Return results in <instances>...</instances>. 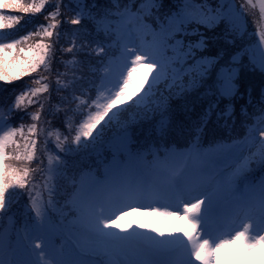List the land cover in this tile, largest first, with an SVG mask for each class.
<instances>
[{
  "label": "snow or ice",
  "instance_id": "1",
  "mask_svg": "<svg viewBox=\"0 0 264 264\" xmlns=\"http://www.w3.org/2000/svg\"><path fill=\"white\" fill-rule=\"evenodd\" d=\"M14 11L0 33L42 22L0 43V84L25 81L0 96V264H264V0ZM202 86L227 101L230 140L205 146L206 117L183 127L176 100Z\"/></svg>",
  "mask_w": 264,
  "mask_h": 264
},
{
  "label": "trees",
  "instance_id": "2",
  "mask_svg": "<svg viewBox=\"0 0 264 264\" xmlns=\"http://www.w3.org/2000/svg\"><path fill=\"white\" fill-rule=\"evenodd\" d=\"M7 5L11 8L12 12L10 15L12 17H5L6 12H0V24L11 22L15 19L16 13L12 9L18 5V0H2L0 3V9H6ZM7 11V9H6ZM42 22L32 18H27L22 27L19 29L10 30L4 33H0V43H10L14 40L20 39L24 35L28 34L30 31H34L38 24ZM67 27V26H65ZM3 31V30H0ZM186 40L198 39V36L186 37ZM248 74L245 75L244 82H247ZM245 85V83H244ZM16 86V87H15ZM16 89L22 90L21 86L16 84L13 87L8 88L7 85L0 84V96L9 95L16 93ZM258 93V92H257ZM227 101L223 98H219L217 95H209L207 86H202L199 89L193 90V92L188 93L182 97L177 98L176 107L178 110L183 111L184 115L182 119L184 120V128H191L193 124H199L202 122L203 118H207L206 125V135L204 137L205 146L209 143H213L216 140H230L227 133V125L231 124V119L224 115L226 111ZM236 107L237 114L239 113L240 107L246 103V95L244 99L233 101ZM213 105H216L213 107ZM131 106H126V108ZM123 111V109H121ZM119 111L118 113L122 112ZM210 113V114H209ZM233 133L239 134L240 125L239 121L237 124L233 125ZM147 131V124L145 123L140 129L137 130L138 136L143 138ZM183 133V129H177L173 135L179 139Z\"/></svg>",
  "mask_w": 264,
  "mask_h": 264
},
{
  "label": "rangeland",
  "instance_id": "3",
  "mask_svg": "<svg viewBox=\"0 0 264 264\" xmlns=\"http://www.w3.org/2000/svg\"><path fill=\"white\" fill-rule=\"evenodd\" d=\"M1 1L2 0H0V2ZM17 7H18V5L16 7H13L12 9L15 10ZM237 8H239V5H237ZM6 9H7V11H5L6 12L5 17H12V15H10L11 12H12L11 8L7 5ZM256 11L257 12L259 11L258 8L256 9ZM33 18L36 19V20H39V18H37V17H33ZM244 20L247 21V30H248L249 36L243 41V43L253 44L257 40V38L255 36V28H254V26L252 24V21H251V19L249 17L244 16ZM22 25H23V23L20 26H18L16 29H19L20 27H22ZM205 34L209 37V43L210 44L213 43V41L211 40V37H212L213 33H205ZM190 40L193 41L194 39H190ZM217 54H218V52H217ZM247 74H248L247 82H244L245 83V85H244L245 88L250 85V86H252L255 89L256 92H258L259 91L260 84H261V80H260L259 75L254 74V73H247ZM24 79H27V77H25ZM16 84L20 85L22 89L25 87V81H18V82H16L13 85H7V87L8 88L13 87ZM19 91H20L19 89H16V93H18ZM120 110L121 109L114 110V112L112 114H110L108 120H111L112 117L114 115H116ZM107 122L108 121L106 120L105 121V124H107ZM0 127H3V125H0ZM102 127H103V125H102ZM138 219H142V218L141 217H131L130 220L129 221H125V223H129L131 221L138 220ZM175 234L178 235L179 233H175Z\"/></svg>",
  "mask_w": 264,
  "mask_h": 264
}]
</instances>
